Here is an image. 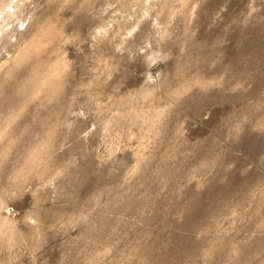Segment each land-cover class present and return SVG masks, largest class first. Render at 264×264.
Segmentation results:
<instances>
[{"label": "rangeland", "instance_id": "rangeland-1", "mask_svg": "<svg viewBox=\"0 0 264 264\" xmlns=\"http://www.w3.org/2000/svg\"><path fill=\"white\" fill-rule=\"evenodd\" d=\"M0 264H264V0H0Z\"/></svg>", "mask_w": 264, "mask_h": 264}]
</instances>
